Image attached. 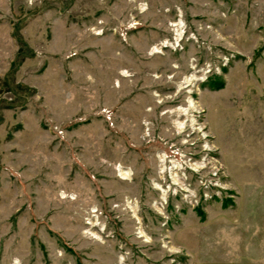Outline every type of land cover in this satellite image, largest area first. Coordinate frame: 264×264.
I'll list each match as a JSON object with an SVG mask.
<instances>
[{
	"label": "rangeland",
	"instance_id": "obj_1",
	"mask_svg": "<svg viewBox=\"0 0 264 264\" xmlns=\"http://www.w3.org/2000/svg\"><path fill=\"white\" fill-rule=\"evenodd\" d=\"M196 243L264 244V0H0V264Z\"/></svg>",
	"mask_w": 264,
	"mask_h": 264
},
{
	"label": "crops",
	"instance_id": "obj_2",
	"mask_svg": "<svg viewBox=\"0 0 264 264\" xmlns=\"http://www.w3.org/2000/svg\"><path fill=\"white\" fill-rule=\"evenodd\" d=\"M187 264H264V244L251 246L193 245Z\"/></svg>",
	"mask_w": 264,
	"mask_h": 264
},
{
	"label": "bare ground",
	"instance_id": "obj_3",
	"mask_svg": "<svg viewBox=\"0 0 264 264\" xmlns=\"http://www.w3.org/2000/svg\"><path fill=\"white\" fill-rule=\"evenodd\" d=\"M162 44H163V43H162ZM157 51H158V49L156 48V46L153 47V52H157ZM120 171H121V173L123 172V173L126 174V175L129 173L127 169H126V170L121 169ZM126 175H125V176H126Z\"/></svg>",
	"mask_w": 264,
	"mask_h": 264
}]
</instances>
